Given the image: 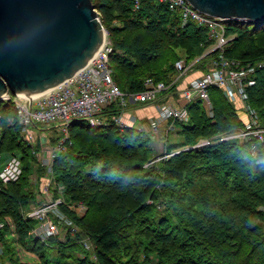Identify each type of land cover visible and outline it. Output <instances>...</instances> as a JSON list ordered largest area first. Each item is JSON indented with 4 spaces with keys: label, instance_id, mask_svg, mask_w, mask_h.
Returning a JSON list of instances; mask_svg holds the SVG:
<instances>
[{
    "label": "trees",
    "instance_id": "16d2710c",
    "mask_svg": "<svg viewBox=\"0 0 264 264\" xmlns=\"http://www.w3.org/2000/svg\"><path fill=\"white\" fill-rule=\"evenodd\" d=\"M91 2L111 42L108 63L122 92L141 91L146 79L169 84L180 60H195L200 74L217 54L215 49L206 53L215 43L208 26H198L193 19L182 25L180 12L166 3L137 0L136 7V0ZM223 23L225 35H232L224 47L225 58L243 64L264 60V22ZM252 77L254 84L246 88L245 101L264 126V68ZM208 98L211 115L198 99L185 105L187 121H174L179 138L157 161L150 134L135 126L70 123L65 149L55 155L51 168L55 181L64 186L66 203L82 201L87 209L80 217L61 206L78 230L66 234L64 241L50 237L45 242L30 238L28 232L35 222L22 214L34 200L29 175L39 146L20 139L19 124L8 122L14 118V107L3 102L0 151L19 154L23 168L17 181L0 189V222L10 217L16 234L15 239H5L7 225L0 230L3 261L264 264V141L227 140L183 149L244 124L235 103L219 88L210 86ZM117 108L113 103L106 113L115 114ZM36 169L38 176L44 174L43 167ZM84 237L92 241V250L83 247ZM14 242L34 255V260H21Z\"/></svg>",
    "mask_w": 264,
    "mask_h": 264
},
{
    "label": "built area",
    "instance_id": "2783aa9c",
    "mask_svg": "<svg viewBox=\"0 0 264 264\" xmlns=\"http://www.w3.org/2000/svg\"><path fill=\"white\" fill-rule=\"evenodd\" d=\"M158 1L166 3L172 10H178L182 25L188 19H193L198 26L207 25L209 37L215 40L214 48L211 50H217L216 56L208 62L207 69L191 79L180 91L185 104L181 106L170 102L160 104L158 106L159 118L172 122H186L188 112L185 105L195 99L200 100L211 115L208 88L215 86L229 101L242 103L247 120L241 127L219 133L211 138H201L195 144L183 146V149L199 148L227 140L248 141L255 139L263 142L264 126L255 120V113L246 105L245 90L254 84L252 76L256 70L264 68V60L243 64L239 60L225 58L223 56L224 47L231 38L224 33L223 21L225 19L203 14L194 9L187 0ZM135 6L137 7V0ZM111 49V42L106 33L104 41L90 61L52 90L38 96L26 93L13 94L7 91L0 97V105L3 102H11L14 107L15 121L20 127V139L28 145L37 144L39 146L34 152L35 163L44 168V174L41 176L33 172L29 175V184L34 193V200L22 209L23 217L35 222L28 232L30 238L45 242L50 237H56L59 241H64L66 234L74 235L78 226L61 209V206L80 217L87 209L82 201L66 203L63 196L64 186L55 181L51 168L55 155L65 149L69 138L67 129L70 123L83 120L90 126L107 125L110 122L115 123L119 128L133 126L136 120L134 115L130 117L131 123L121 119L122 111L129 105L128 101L134 103L153 102L161 93L167 92L169 87L178 83L185 74L195 67V60L190 63L180 60L175 63L176 74L169 84L146 79L141 91L122 92L112 78L108 63V54ZM113 103L118 106L119 112L108 115L106 110ZM8 122H12L11 117L8 118ZM48 127H57L59 131L63 132V136L57 137L56 141L52 142L42 133V130ZM137 128L144 129L141 124L137 125ZM156 130L157 126L154 125L148 133L151 136ZM22 172L19 156L0 151V189H4L10 182L17 181ZM4 225L8 227L4 237L7 238L9 235L15 239V228L10 217H5L3 222H0V230ZM81 242L85 249L92 250L93 244L89 237H84ZM14 245L21 260H32L30 258L34 255L26 253L17 242H14ZM3 250V242L0 240V264H8L3 259L1 261L4 255ZM90 257L93 260L96 258L94 253H91Z\"/></svg>",
    "mask_w": 264,
    "mask_h": 264
},
{
    "label": "water",
    "instance_id": "95a60500",
    "mask_svg": "<svg viewBox=\"0 0 264 264\" xmlns=\"http://www.w3.org/2000/svg\"><path fill=\"white\" fill-rule=\"evenodd\" d=\"M187 1L208 16L264 22V0ZM105 32L91 0H0V97L41 92L70 78Z\"/></svg>",
    "mask_w": 264,
    "mask_h": 264
},
{
    "label": "crops",
    "instance_id": "0c3cea01",
    "mask_svg": "<svg viewBox=\"0 0 264 264\" xmlns=\"http://www.w3.org/2000/svg\"><path fill=\"white\" fill-rule=\"evenodd\" d=\"M198 74L196 73L193 76V78L196 77ZM186 83L181 85L180 89H178V90H173L172 92L167 91L166 93L165 92L161 93L157 97V99L154 100L153 102L134 103L131 105L129 104L127 106V108L124 109V111H122L121 119L124 122H129L130 117L134 115L136 117V120H135L133 126H137L143 122L141 125H143L144 130L147 132L150 130V128L154 127V125H155V126H157V132H158V130H160L159 134L162 132V130H164V132H166V133H170V132L174 131V133L176 134V127H175L174 122H169L168 120H165V119L161 120L159 118L158 106L164 102H170L176 106H181V105L185 104V101L181 98L180 91L182 90L183 87H185ZM235 106H236L237 110L239 111L243 121L245 122L247 120V115L243 110H241L242 109V103L238 101L237 103H235ZM129 123H131V121ZM168 139H169V137H168Z\"/></svg>",
    "mask_w": 264,
    "mask_h": 264
},
{
    "label": "rangeland",
    "instance_id": "374dc122",
    "mask_svg": "<svg viewBox=\"0 0 264 264\" xmlns=\"http://www.w3.org/2000/svg\"><path fill=\"white\" fill-rule=\"evenodd\" d=\"M97 12V15H98V18L100 20V22L102 23V19L100 17V12L98 10H96ZM115 21H113L112 23H114ZM104 30L106 31V29L104 28ZM107 33V31L105 32V34ZM232 36V35H231ZM229 36V37H231ZM215 44V43H214ZM214 44L212 46H210L206 53L211 50V48H214ZM205 55V54H204ZM208 63V62H207ZM207 63H206V66H207ZM197 69H193L192 71H189L187 74H185L181 79L180 81L178 82L177 86L174 88V90H178L180 89V86L185 84L190 78L193 79V76L198 72L196 71ZM190 79V80H191ZM189 80V81H190ZM188 81V82H189ZM188 82L186 83V85L188 84ZM176 92V91H175ZM166 93V92H165ZM177 93V92H176ZM179 95V94H178ZM128 103L131 105V104H134V102H130L128 101ZM118 109V108H117ZM244 111V106H242V109ZM124 111V110H123ZM117 112H119L117 110ZM12 118V117H11ZM16 120L15 119V114H14V118H12V122H9V124H12L13 121ZM169 122H172V121H169ZM143 123V122H142ZM141 123V124H142ZM137 127V126H135ZM176 127V126H175ZM143 129V128H142ZM144 130V129H143ZM152 130V129H151ZM145 131V130H144ZM160 130H157L154 132V134H151V139H152V142H153V146H154V149H155V157H160L161 155L162 156H166V152H169V145H171L172 143L176 142L177 139L179 138L177 136V134L174 133V131L170 132V133H166L164 132V130H162V132L159 134ZM42 133L44 134L45 137H48L50 140L52 139H56L57 137L59 136H63V132L59 131L57 127H48V128H44L42 130ZM169 134V135H168ZM169 137V139H168ZM169 140V141H168ZM168 150V151H167ZM13 154L19 156V154L17 153H14ZM157 161V160H156ZM37 163H33V173L35 174H38L37 172ZM10 236L8 235L7 238H9ZM5 238V239H7ZM30 259L34 260V257H31ZM31 260V261H32ZM1 261H2V258H1Z\"/></svg>",
    "mask_w": 264,
    "mask_h": 264
},
{
    "label": "bare ground",
    "instance_id": "6f19581e",
    "mask_svg": "<svg viewBox=\"0 0 264 264\" xmlns=\"http://www.w3.org/2000/svg\"><path fill=\"white\" fill-rule=\"evenodd\" d=\"M104 41V39H103ZM57 85L53 86V87H50V88H47L46 90L44 91H41V92H34V93H26L27 95H32V96H38V95H42L50 90H52L53 88H55Z\"/></svg>",
    "mask_w": 264,
    "mask_h": 264
}]
</instances>
